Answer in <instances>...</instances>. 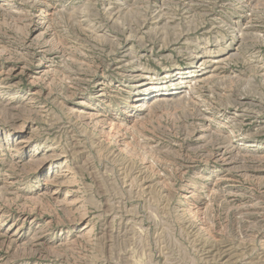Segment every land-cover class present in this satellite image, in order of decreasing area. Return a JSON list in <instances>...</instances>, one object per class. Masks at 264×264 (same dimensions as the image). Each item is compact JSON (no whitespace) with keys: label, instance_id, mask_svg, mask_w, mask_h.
Instances as JSON below:
<instances>
[{"label":"rangeland","instance_id":"obj_1","mask_svg":"<svg viewBox=\"0 0 264 264\" xmlns=\"http://www.w3.org/2000/svg\"><path fill=\"white\" fill-rule=\"evenodd\" d=\"M226 261L264 264V0H0V264Z\"/></svg>","mask_w":264,"mask_h":264},{"label":"bare ground","instance_id":"obj_2","mask_svg":"<svg viewBox=\"0 0 264 264\" xmlns=\"http://www.w3.org/2000/svg\"><path fill=\"white\" fill-rule=\"evenodd\" d=\"M111 13V12H110ZM116 45V44H115ZM119 46V45H118ZM117 54V53H116ZM192 63H194V62H192ZM208 63V61L206 60V61H203L200 65H199V68L201 67V66H205V64H207ZM194 66H192L191 68H193ZM215 68V67H214ZM218 68V67H217ZM217 68H215L214 69V71L215 70H217ZM187 69V68H186ZM205 69H207V68H205ZM221 69V68H220ZM177 70H180L179 72H183V74H187V73H191V72H188L187 70H184V69H177ZM219 70V69H218ZM218 75V74H217ZM211 77H212V75H211ZM186 78V77H185ZM168 81H170L171 82V80H168ZM194 85H196V84H194ZM175 86L176 85H174L173 84V86L171 87L172 89H169V88H167V89H169V90H173L171 93L172 94H177V92L178 91H175L176 90V88H175ZM151 89V88H150ZM192 89V88H191ZM172 94H170V96H172ZM178 95V94H177ZM160 99V98H159ZM162 99H164V98H162ZM161 100V99H160ZM164 100H166V99H164ZM239 103V102H238ZM261 110V109H260ZM262 111V110H261ZM263 112V111H262ZM229 251V250H228ZM224 253V252H223ZM227 262L228 261H226V264H227ZM229 263V262H228Z\"/></svg>","mask_w":264,"mask_h":264}]
</instances>
